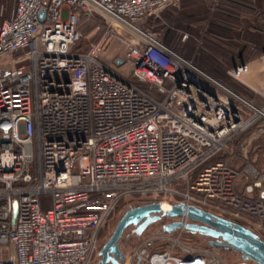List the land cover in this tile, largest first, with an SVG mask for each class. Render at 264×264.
<instances>
[{
  "label": "built area",
  "instance_id": "built-area-1",
  "mask_svg": "<svg viewBox=\"0 0 264 264\" xmlns=\"http://www.w3.org/2000/svg\"><path fill=\"white\" fill-rule=\"evenodd\" d=\"M180 4L14 0L0 19V264H95L99 232L128 198L169 196L264 240V165L246 136L264 135V103L143 25ZM85 20L100 36L82 49ZM110 37L124 50L106 61ZM247 71L242 62L228 75L242 82ZM162 226L121 264H227L219 247Z\"/></svg>",
  "mask_w": 264,
  "mask_h": 264
},
{
  "label": "rangeland",
  "instance_id": "rangeland-1",
  "mask_svg": "<svg viewBox=\"0 0 264 264\" xmlns=\"http://www.w3.org/2000/svg\"><path fill=\"white\" fill-rule=\"evenodd\" d=\"M249 1L252 6L258 3L257 0ZM13 3L14 0H0V19L10 15ZM180 5L178 11L171 14V18H168L169 20L167 23L165 22L173 27V30H171L173 40L176 42L179 40L178 43L180 45L176 46V50L184 56L192 57L195 64L201 69L236 92L245 95L247 98L249 97L248 99L253 102L256 101L253 99H258L255 103L263 102L264 98L261 94L255 93V89L264 92V61L262 58L263 51L261 49V46L264 45H261V43H264V6L261 7V12L250 10V7H248L249 10H245L243 13L244 16L249 17V22H247L248 24L246 25L247 27L244 25L245 28H247L245 34L247 36L258 35L262 37L260 39L259 48L254 47L253 49L252 44L246 49L247 51L250 50V52L245 53L244 58L249 64V72L247 77H242V80L244 79L251 86V88H248L244 83L237 79H232L228 75V70L232 68V65L239 62V59L235 55L241 50V45H243L244 42L246 43L245 40L242 41L237 35L238 33H240L239 35H244V32L242 33V31L240 32L238 30V22H240V20L237 19L238 15H240L238 6H236V4L235 6L228 5L224 2L219 3V1L216 0H184ZM98 23V20H85L81 24L80 31L82 36L79 41L80 48H87L99 38L100 30L95 28ZM143 25H150L157 31L163 40L165 39L164 35L170 30L165 27L163 20L151 19L149 24L144 21ZM184 32H187L189 37L184 38L182 34ZM217 36H219V39ZM123 50L124 45L117 38L110 37L105 43L101 56L104 60L109 61L112 57L119 56ZM246 136L252 139V141L258 138L255 131H250ZM252 149V146H249L248 156H250ZM154 200L174 202V198L169 196L128 198L122 200L106 225L99 232V247L101 248L102 244L107 240L116 222L125 210ZM170 220L172 219L162 217L160 220L149 225L142 234L151 230H157ZM251 229L258 233L259 237L263 239L260 230L254 227ZM133 230L134 227H127L119 240V247L124 253L129 251L136 240L142 235H136ZM194 239L201 245H204L207 241L203 236L194 235ZM219 253L227 264H248L247 261L241 258L239 253L230 249L219 248ZM9 254L10 250L8 248L1 250L3 259H7Z\"/></svg>",
  "mask_w": 264,
  "mask_h": 264
},
{
  "label": "water",
  "instance_id": "water-1",
  "mask_svg": "<svg viewBox=\"0 0 264 264\" xmlns=\"http://www.w3.org/2000/svg\"><path fill=\"white\" fill-rule=\"evenodd\" d=\"M121 61L119 58L116 63ZM15 214L14 202L13 219ZM162 217L172 219L162 226L166 232L183 226L192 235L203 236L210 246L239 253L248 264H264V240L249 228L196 206L165 200H154L125 210L99 249V259L95 264H121L124 252L119 247V240L123 231L132 226L135 234L141 235ZM180 217H186L188 222L183 224L178 220Z\"/></svg>",
  "mask_w": 264,
  "mask_h": 264
},
{
  "label": "crops",
  "instance_id": "crops-1",
  "mask_svg": "<svg viewBox=\"0 0 264 264\" xmlns=\"http://www.w3.org/2000/svg\"><path fill=\"white\" fill-rule=\"evenodd\" d=\"M216 1H219V3L221 2V3H227L228 5H232V6H235V4H236V6H238V8L240 9V15H238V17H237V19H239L240 20V22H238V27H239V29L238 30H240V29H245V26L248 24L247 22H248V19H249V17L248 16H244L243 15V13H244V11L246 10H249L248 9V2H249V0H216ZM182 2H184V0H181V4H182ZM181 6V5H180ZM179 9V8H178ZM178 9H165V10H163L161 13H160V15H159V17H157V18H152V20H154V19H157V20H163V22H164V24H165V27L166 28H168V29H170V30H168V32H167V34H163L164 35V37H165V39L163 40L164 42H166L167 44H171L175 49H176V46H179L180 44L178 43V41L176 42V41H174L173 40V36H172V32H171V30H173V27L172 26H170V25H168V24H166L167 23V21L171 18L170 16H171V14H174V13H176L177 11H178ZM174 10V11H173ZM159 18V19H158ZM169 18V19H168ZM166 22V23H165ZM245 25V26H244ZM247 27V26H246ZM162 35V34H161ZM162 38V37H161ZM174 41V42H173ZM183 41V40H182ZM174 44H173V43ZM242 62H245L247 65H248V71L246 72V74H244L243 75V78L244 77H247V74H248V72H249V64L245 61V60H239V62H236V63H234L233 65H232V67L233 66H235L236 64H238V63H242ZM242 82L244 83V85L246 86V87H248V88H251V86L243 79L242 80ZM255 93H258V94H263L264 95V92L263 91H261V90H258V89H255ZM263 97V96H262ZM249 98V97H248ZM264 98V97H263ZM253 99V98H252ZM253 100H256V101H258V99H253ZM255 101V102H256ZM264 103V99H263V102H261V103H257V104H263ZM254 141H252V143H251V145L250 146H253L254 144ZM259 149L260 150H262V152H259V151H257V152H255L254 150L253 151H251L250 152V158L251 157H253V158H256L258 155H257V153H260L261 154V161H262V163H264V137L263 138H261V140H260V142H259ZM253 152H255V153H253Z\"/></svg>",
  "mask_w": 264,
  "mask_h": 264
},
{
  "label": "trees",
  "instance_id": "trees-1",
  "mask_svg": "<svg viewBox=\"0 0 264 264\" xmlns=\"http://www.w3.org/2000/svg\"><path fill=\"white\" fill-rule=\"evenodd\" d=\"M257 1H258V3L255 4L254 6H252L251 3H250V1H249L247 3L248 4V7H250V10L252 9V10H255L257 12H261L260 9H261V7L264 6V1L263 0H260V1L257 0ZM150 20H151V18H147L145 20V22L149 24V21ZM248 22H249V20H248ZM245 30H247V28H245L244 30L243 29H240L239 30L240 32L242 31V33L244 32V35H239L240 33L237 34L238 35V38H240L242 41L243 40L246 41V43L244 42V44L241 45V50L237 52V55H235L239 60H244L245 53L246 52L247 53L250 52V50H248V51L246 50V49L249 48L250 45L253 44V49H254V47L259 48L260 47V39L262 38V37H260L258 35L257 36L256 35H253V36L248 35L247 36L245 34L246 33ZM217 38L219 39V36H217ZM225 41H227V40H225ZM262 44H264V43H261V45ZM262 47H264V45L261 46V49L263 51V48ZM233 56H234V54H233ZM263 137H264V135L258 137L257 140L254 141V143H253L254 145L252 146V148H253L252 151L254 150L255 152H257V151L262 152V150H260L258 146H259V142H260L261 138H263ZM255 152H253V153H255ZM257 155L258 156L256 158L251 157L250 159H251V161H252L253 164H255L258 167H261L262 165H264V163H262V161H261V154L260 153H257Z\"/></svg>",
  "mask_w": 264,
  "mask_h": 264
},
{
  "label": "flooded vegetation",
  "instance_id": "flooded-vegetation-1",
  "mask_svg": "<svg viewBox=\"0 0 264 264\" xmlns=\"http://www.w3.org/2000/svg\"><path fill=\"white\" fill-rule=\"evenodd\" d=\"M133 232H134V230H133ZM135 233V232H134Z\"/></svg>",
  "mask_w": 264,
  "mask_h": 264
}]
</instances>
